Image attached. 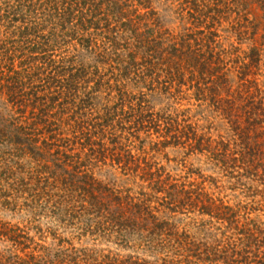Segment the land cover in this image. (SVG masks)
I'll list each match as a JSON object with an SVG mask.
<instances>
[{"label": "rangeland", "instance_id": "1", "mask_svg": "<svg viewBox=\"0 0 264 264\" xmlns=\"http://www.w3.org/2000/svg\"><path fill=\"white\" fill-rule=\"evenodd\" d=\"M121 4L126 18L119 22L106 27L98 20L87 32L77 26L92 44L74 39L69 53H42L36 63L54 73L53 60L74 58L73 66L84 69L78 97L95 94L91 109L77 101L51 110L62 137L72 138L71 123L101 122L109 111L106 129L114 134L104 136L108 151L90 168L122 198L123 209L112 197L105 201L129 223L95 212L79 189L58 191L44 178L50 171H42L18 130L40 116L42 101L37 115L31 107L20 114L0 93V221L19 228L0 237V264H264V0ZM148 37L160 42L149 52L142 47ZM182 42L192 57L198 49L206 58L219 55L220 69L213 62L203 66L204 59L190 67L179 63L181 53L170 51ZM38 137L42 146L44 135ZM149 165L168 181L153 185L157 176L144 172Z\"/></svg>", "mask_w": 264, "mask_h": 264}, {"label": "trees", "instance_id": "2", "mask_svg": "<svg viewBox=\"0 0 264 264\" xmlns=\"http://www.w3.org/2000/svg\"><path fill=\"white\" fill-rule=\"evenodd\" d=\"M89 1L90 0H0V4L3 7L0 8V30L1 26L5 27L3 31L4 38L0 39V93L8 95L10 103L17 108L20 114L26 111L25 107H31L33 115H37L36 112L39 108L37 102L42 101L43 108H40V112L38 113L40 116H38L36 120H33L28 126L21 124L18 130L22 134L28 136L26 139V141L29 142L28 148L32 154L39 157L37 160L41 163L42 171H50L51 177L47 176L44 178L52 179L51 183L58 191L63 189L62 191L64 192L72 193L79 189L89 201L91 208L95 212H107V214L104 215H106L108 219L118 220L121 223H123L121 220H124L125 223L123 224H126L129 223L126 222L129 221V218L124 217L122 212L117 213L111 210L105 201L107 197H112L114 202H118L119 209H123L122 198L118 197L113 190L103 187L101 182L94 176L93 169L90 168L94 158L96 159L99 156L103 157L108 151L105 142H103L105 139L104 136L109 133L114 134L112 132H107L106 129V127L109 126V120L107 119L109 111H102L104 114L99 116V119H102L101 122L93 123L88 121V119H82V122L78 120L71 123L70 126L73 128L72 138L62 137L63 133L59 131L61 126L56 123L57 121L54 122L50 120V118L54 116L50 113L51 110L55 108L57 104H62L60 107L63 109L65 108V104L68 103H73L77 106V101H79L80 109L83 108L87 110L88 107L91 109V101L94 100L95 94L93 91L86 92L84 94L85 100L83 104L80 103L79 99L83 96L78 97L77 92H79L78 85L83 80V78L80 77V73H83L84 69L73 66L74 58H67V56H64L61 57L59 61L51 60L54 62V65L51 67L54 73L47 72V67L41 68V65L36 63V61L39 62L43 58L41 57L42 53H56L57 50L61 48H64V50L60 53H69L68 47L72 44L74 39H78L82 44H84V42L87 43V46L92 44V37L90 35L89 37H85L84 34H80L77 26H80L83 32H87L91 24H97L99 21H106V27H108L126 18L121 0H92V4L89 3ZM2 10L4 11L3 13H1ZM93 17H96L95 22L94 19H92ZM53 20H55V22H53ZM75 20L77 23L74 25L73 22ZM131 20L130 18L129 24L133 25ZM48 22L52 24L51 29L48 27L49 24L46 25ZM70 24H73L74 28L71 33H67L66 29ZM58 27L59 33L56 32L58 31ZM113 32H115L114 29ZM0 33L2 32L0 31ZM77 33H79L78 37H76ZM68 37H70L69 40L67 39ZM109 41H112L113 45L117 43L115 36L113 39H109ZM158 42L159 40L153 39V37L149 39L148 37L144 39V45H142V47L149 52L155 49L154 47ZM139 45L141 47V42ZM184 47L185 42H182L179 48L175 47L174 44L170 51V53H181V55L178 56V59H180L179 63H184V66L187 63L188 67H190L194 61L200 63L201 59H204L203 66L213 62L217 64V71L220 69L219 64L222 60L219 58V55L216 54V56H214L211 54L210 57L206 58L204 54H202L206 52H202L201 49H198L194 51L196 56L192 57L189 54L192 53L190 49H184V51ZM136 48H138V46ZM106 50L107 48L104 49V52ZM207 53L215 52L214 50L211 51L209 47ZM172 56L174 57L175 54H172ZM29 58H31L32 61L29 62ZM45 58L47 59V56ZM213 58L215 61H212ZM47 62L49 61H42L44 64ZM179 63L176 65L180 71L182 66ZM145 64L147 68H150V71H152L155 66L153 60L146 61ZM83 76L85 75L83 74ZM181 76H183V74ZM219 79H222L224 82V74L220 75ZM121 96L125 95L122 94ZM258 96L259 95L256 94L249 96V101H254ZM123 100L122 98V103ZM122 105H124V103ZM129 108V111L133 113L134 107L129 105ZM141 109L140 112H143L146 108L142 106ZM76 113L81 114L80 111ZM20 119L24 118H16L17 122H19ZM59 121L63 122L61 119H59ZM135 123L136 125L138 124V126H147L138 120H136ZM41 125H43V127L40 129L39 126ZM38 135H44L41 141L42 146L38 145L40 140ZM171 137L173 139H178V135H173ZM75 149L78 150L77 153H74ZM120 158L121 157L118 158V162H121L119 161ZM124 165L128 166L127 161ZM151 168L152 166L150 165L145 167L144 172L148 173L150 179L157 176V178L152 181L153 185L158 186L168 181L169 177L161 181L163 174L159 173L160 168H158L156 172L150 171ZM160 189L165 191L163 187H160ZM83 200L86 201L85 199ZM165 200L167 201V199ZM88 201H86V203H88ZM173 203L174 201L167 202L169 209L172 211L175 208L170 207L173 206ZM118 207L115 210H117ZM82 208L87 209L86 204H83ZM203 208H205V205H203ZM146 211L149 216H152L150 215L151 211ZM155 220H157V217H155ZM157 227H160V224L157 223ZM17 229L8 228L5 222L0 221V237L9 236V234L15 233Z\"/></svg>", "mask_w": 264, "mask_h": 264}]
</instances>
